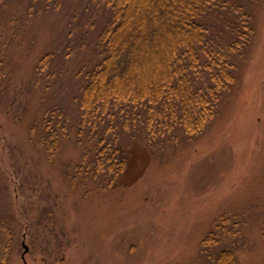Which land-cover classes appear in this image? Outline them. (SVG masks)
<instances>
[{"label":"rangeland","instance_id":"374dc122","mask_svg":"<svg viewBox=\"0 0 264 264\" xmlns=\"http://www.w3.org/2000/svg\"><path fill=\"white\" fill-rule=\"evenodd\" d=\"M240 3L254 31L217 113L192 135L129 143L125 171L105 184L73 175L81 71L104 12L87 0H0V259L212 264L200 241L224 218L238 222L237 263L264 264V0ZM53 105L74 126L49 156L29 127Z\"/></svg>","mask_w":264,"mask_h":264},{"label":"trees","instance_id":"16d2710c","mask_svg":"<svg viewBox=\"0 0 264 264\" xmlns=\"http://www.w3.org/2000/svg\"><path fill=\"white\" fill-rule=\"evenodd\" d=\"M231 1L87 0L106 18L95 36L96 59L81 71L75 139L84 151L74 177L108 184L125 171L129 143L192 135L217 113L238 84L254 31L242 0ZM36 114L29 130L39 131L38 143L53 156L74 124L58 106ZM223 219L200 241L202 252L212 264H238V222L229 227Z\"/></svg>","mask_w":264,"mask_h":264},{"label":"water","instance_id":"95a60500","mask_svg":"<svg viewBox=\"0 0 264 264\" xmlns=\"http://www.w3.org/2000/svg\"><path fill=\"white\" fill-rule=\"evenodd\" d=\"M23 247H24V250H23L24 253L27 252L28 251V247H27V245L25 243H23Z\"/></svg>","mask_w":264,"mask_h":264}]
</instances>
